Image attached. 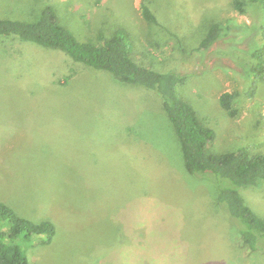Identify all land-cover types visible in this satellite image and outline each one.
Masks as SVG:
<instances>
[{
	"label": "rangeland",
	"instance_id": "rangeland-1",
	"mask_svg": "<svg viewBox=\"0 0 264 264\" xmlns=\"http://www.w3.org/2000/svg\"><path fill=\"white\" fill-rule=\"evenodd\" d=\"M46 4L80 40L126 29L135 59L187 74L177 91L215 129L212 151L264 153V78L249 71L263 41L258 3L240 13L233 0H0V18L35 20ZM226 20L232 32L199 49ZM224 91L239 92L232 115ZM225 185L187 170L156 91L0 35V201L56 227L49 244L28 245L30 264H264V233L252 251L220 201ZM239 190L264 220V183Z\"/></svg>",
	"mask_w": 264,
	"mask_h": 264
},
{
	"label": "trees",
	"instance_id": "trees-1",
	"mask_svg": "<svg viewBox=\"0 0 264 264\" xmlns=\"http://www.w3.org/2000/svg\"><path fill=\"white\" fill-rule=\"evenodd\" d=\"M250 3H258L264 17V0H233L240 13H244ZM142 14L150 22L159 21L155 11L145 2L142 3ZM234 25L232 20L213 23L199 49H209L229 35ZM260 30L263 41L250 50L256 61L250 64L249 71L256 81L264 78V23ZM0 35L60 49L75 61L112 72L121 82L143 85L156 91L174 125L187 170L199 175L213 174L218 181L227 184L220 188V201L242 223L239 226L242 239L252 251H256L259 233H264V220L247 204L239 189L264 183V153L252 152L244 146L219 153L211 150L215 129L205 124L196 109L177 91L178 85L187 79V74L159 71L144 60L135 59L132 36L126 29H119L109 37L100 34L99 42L78 39L60 22L55 6L51 4H46L35 20L0 18ZM255 85L256 82L251 88L252 94ZM238 95V91H224L220 95V105L231 115L235 113L233 101ZM6 221L10 224L8 229H5ZM55 233L56 227L51 221L21 217L0 201V264H30L28 245L49 244Z\"/></svg>",
	"mask_w": 264,
	"mask_h": 264
},
{
	"label": "crops",
	"instance_id": "crops-1",
	"mask_svg": "<svg viewBox=\"0 0 264 264\" xmlns=\"http://www.w3.org/2000/svg\"><path fill=\"white\" fill-rule=\"evenodd\" d=\"M26 218V217H25ZM45 220H47V219H45Z\"/></svg>",
	"mask_w": 264,
	"mask_h": 264
}]
</instances>
